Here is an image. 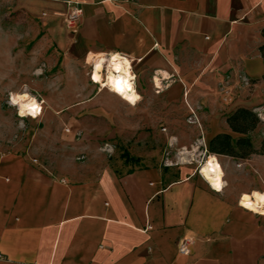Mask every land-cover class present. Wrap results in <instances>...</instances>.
<instances>
[{
    "label": "crops",
    "instance_id": "0c3cea01",
    "mask_svg": "<svg viewBox=\"0 0 264 264\" xmlns=\"http://www.w3.org/2000/svg\"><path fill=\"white\" fill-rule=\"evenodd\" d=\"M17 1L33 9L54 40L65 71L54 85L79 75L80 85L92 86L88 52L119 51L132 60L143 97H189L196 110H220L223 97H264V0ZM75 8L83 10L82 23L71 34L64 17ZM4 66L0 85L12 78ZM157 69L171 74L164 81L171 86L159 94L152 83ZM219 110L196 113L205 123L197 146L207 151L218 134L238 136ZM189 145L164 165L69 177L0 144V264H264V216L237 203L242 192H264L259 176L256 186L236 187L225 173L228 187L214 192L197 164L184 162L198 160L189 156L198 147ZM216 154L222 166L256 160L263 171L264 154ZM185 238L187 255L179 249Z\"/></svg>",
    "mask_w": 264,
    "mask_h": 264
},
{
    "label": "rangeland",
    "instance_id": "374dc122",
    "mask_svg": "<svg viewBox=\"0 0 264 264\" xmlns=\"http://www.w3.org/2000/svg\"><path fill=\"white\" fill-rule=\"evenodd\" d=\"M32 13L33 9L17 0H0V71L6 65L12 75L7 84L0 85V144L5 149L25 153L55 174L82 177L109 166L126 170L145 164L164 165L179 156L182 144L189 143L192 148L203 143L205 123L198 120L197 110L214 115L219 110H210L207 104L196 110L189 97H144L133 108L96 84L80 85L78 74L75 79L66 77L62 84H52V79L65 71L57 63L52 36ZM24 85L45 104L41 117L24 118L21 127L17 109L8 103V93L22 91ZM245 99L252 100V106L237 105ZM223 100L225 105L219 110L222 121L239 107L257 113L260 122L250 137L259 150L263 149L264 97ZM199 145L198 152L189 155L198 160L206 152L205 145ZM259 163L254 160L242 166L228 162L222 167L236 187L256 186L259 176L264 188V166L259 173Z\"/></svg>",
    "mask_w": 264,
    "mask_h": 264
},
{
    "label": "clouds",
    "instance_id": "9594fccd",
    "mask_svg": "<svg viewBox=\"0 0 264 264\" xmlns=\"http://www.w3.org/2000/svg\"><path fill=\"white\" fill-rule=\"evenodd\" d=\"M71 2V0H69ZM77 12L80 10L77 9ZM85 64L91 67L90 79L93 84L99 86L100 90L107 91L119 97L129 106L135 108L137 104L143 101V95L137 90L138 76L132 67L126 53L119 51L91 52L85 57ZM37 75L40 70H37ZM171 74L164 69H157L152 76L154 88L159 92L165 91L171 84H165L164 81H170ZM22 91L9 92L8 103L11 107L17 109V115L21 118V127L23 119H38L44 113L45 101L38 99L28 90V86H22ZM185 163L195 162L196 171L208 187L217 193H222L228 187V181L225 179V172L216 153L206 152L202 158L195 161H184ZM193 172V175L196 174ZM238 206L254 215L264 216V192L252 190L251 192H242L238 199ZM185 251V255H187Z\"/></svg>",
    "mask_w": 264,
    "mask_h": 264
},
{
    "label": "trees",
    "instance_id": "16d2710c",
    "mask_svg": "<svg viewBox=\"0 0 264 264\" xmlns=\"http://www.w3.org/2000/svg\"><path fill=\"white\" fill-rule=\"evenodd\" d=\"M262 35L264 37V28L262 29ZM260 52L264 58V42L260 46ZM227 122L232 131L237 133L238 136L234 137L230 133H221L214 136L209 142V152L227 154L236 158H249L255 153L264 154V148L259 150L250 137V133L257 128L260 122L254 110L239 107L227 117Z\"/></svg>",
    "mask_w": 264,
    "mask_h": 264
},
{
    "label": "built area",
    "instance_id": "2783aa9c",
    "mask_svg": "<svg viewBox=\"0 0 264 264\" xmlns=\"http://www.w3.org/2000/svg\"><path fill=\"white\" fill-rule=\"evenodd\" d=\"M77 9H79L80 11L77 12L76 11ZM82 16H83L82 8H75L67 14L65 18V23H66V27L69 33L71 34L78 33L79 28L82 23ZM190 244H191V239L185 238L180 243V247H179L180 252L185 254V251H187V253L190 254L191 253ZM0 257H1V254H0Z\"/></svg>",
    "mask_w": 264,
    "mask_h": 264
}]
</instances>
